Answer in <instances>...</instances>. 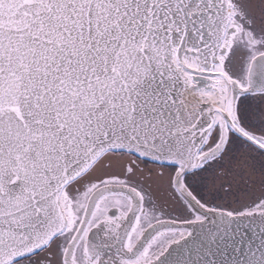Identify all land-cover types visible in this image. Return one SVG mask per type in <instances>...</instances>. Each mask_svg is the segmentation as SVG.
<instances>
[{
  "label": "snow or ice",
  "instance_id": "1",
  "mask_svg": "<svg viewBox=\"0 0 264 264\" xmlns=\"http://www.w3.org/2000/svg\"><path fill=\"white\" fill-rule=\"evenodd\" d=\"M0 264H264V0H0Z\"/></svg>",
  "mask_w": 264,
  "mask_h": 264
}]
</instances>
